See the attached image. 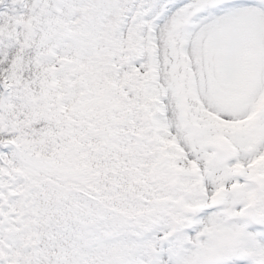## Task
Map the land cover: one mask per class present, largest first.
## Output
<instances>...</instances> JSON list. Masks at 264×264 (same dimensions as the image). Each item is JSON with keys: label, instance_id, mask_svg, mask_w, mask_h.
Returning <instances> with one entry per match:
<instances>
[{"label": "snow or ice", "instance_id": "obj_1", "mask_svg": "<svg viewBox=\"0 0 264 264\" xmlns=\"http://www.w3.org/2000/svg\"><path fill=\"white\" fill-rule=\"evenodd\" d=\"M0 264H264V0H0Z\"/></svg>", "mask_w": 264, "mask_h": 264}]
</instances>
